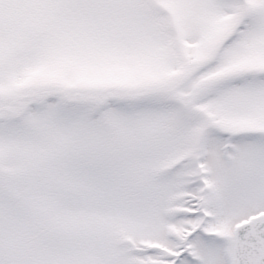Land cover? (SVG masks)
I'll return each instance as SVG.
<instances>
[{"label":"snow or ice","instance_id":"1","mask_svg":"<svg viewBox=\"0 0 264 264\" xmlns=\"http://www.w3.org/2000/svg\"><path fill=\"white\" fill-rule=\"evenodd\" d=\"M0 264H264V0H0Z\"/></svg>","mask_w":264,"mask_h":264}]
</instances>
